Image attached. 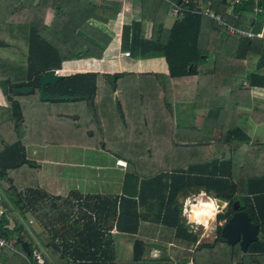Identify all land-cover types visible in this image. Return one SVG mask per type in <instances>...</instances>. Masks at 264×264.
<instances>
[{
    "label": "trees",
    "instance_id": "16d2710c",
    "mask_svg": "<svg viewBox=\"0 0 264 264\" xmlns=\"http://www.w3.org/2000/svg\"><path fill=\"white\" fill-rule=\"evenodd\" d=\"M202 1L159 0L164 11L168 2L181 10V17L160 38L168 72L152 82L161 91L160 102L144 94L150 82H141L139 86L144 90L138 92L134 83H122L124 73H114L112 85L105 74H98L112 91L130 93L123 94L131 104L129 108L137 106L140 110L130 120L118 118L112 130L98 125L99 138L92 142L91 135L85 133H73L74 141L56 140L63 134L57 122L72 119L68 116L74 114L73 110L64 106L76 102L95 112L96 120L92 99L98 88L94 81L97 74L61 76L53 86L43 88L49 97H73L41 100L44 104L62 105L55 123L42 117L41 110H47L44 104L41 108L38 103L24 101L31 94H11L10 90L31 86L32 92H37V78L45 71L58 69L61 61L98 58L99 50L77 42L73 34L79 27L84 28L88 19L112 21L119 2L100 0L93 5L90 0H0V93L7 102L6 106L0 105V181L7 184L1 193L21 220L26 222L24 215L29 213L41 229L36 235L38 242H32L24 226L17 224L8 229L4 214H0V237L11 242L12 248L0 247V254L20 264H264V146L249 143L243 152L236 149L249 139L248 127L238 117L228 128L230 108L223 103L235 100V94H244L245 90L238 86L242 77L248 87H264V72H259L264 68V46L258 38L229 33L199 14ZM146 2L139 0L141 10ZM226 7L223 0H210L208 6L234 28L251 26L253 33L260 30L264 12L254 14L251 24L248 2L233 5L229 13ZM47 8L52 10V18L44 25L42 15H35V11ZM117 81L121 82L118 87ZM189 91L215 95L211 96L218 104L209 108L203 127L201 121L193 120L185 128L188 116L182 109L174 110L173 115V108H178L172 103V93ZM150 99L153 103L147 112L141 104ZM112 105L121 112L118 104ZM251 106L264 110L262 104ZM83 117L86 115L82 114L79 122ZM46 130H51L48 137L45 134L47 142L34 137V133ZM213 130L218 133L216 138L210 135ZM32 143L75 144L112 153L125 160V180L133 181L137 191L129 194L124 190L118 198L84 197L76 202L49 195L36 187L37 165L24 158V145ZM187 189H204L228 201L227 209L216 218L211 237H199L180 217L181 206L174 197ZM234 202L258 226L255 240L243 252L236 244H226L219 235L218 222L233 212ZM45 234L48 239L42 243ZM144 238L166 247L170 258L142 259ZM21 241L28 252L21 248ZM31 245L45 249L41 263L32 259Z\"/></svg>",
    "mask_w": 264,
    "mask_h": 264
},
{
    "label": "crops",
    "instance_id": "0c3cea01",
    "mask_svg": "<svg viewBox=\"0 0 264 264\" xmlns=\"http://www.w3.org/2000/svg\"><path fill=\"white\" fill-rule=\"evenodd\" d=\"M110 1H117L120 4L119 10L112 21L101 23L94 19H88L85 21L84 28L79 27L73 34V38L77 42H83L99 50V57L63 60L60 62L59 68L54 70V74L65 76L74 73H94L97 75L124 73L125 75L132 76L156 75L154 78L166 76L168 72L163 59V48L160 38L165 35V31L170 28L172 22L175 20L168 11V8L164 11L159 0H147L143 10L140 9L139 0ZM90 2L93 5H97L100 0H90ZM35 15H42V22L44 25H47L52 18V10L49 8L42 9V12L41 10H36ZM261 30L264 33V20L262 21ZM217 36L219 37L220 34L217 33ZM125 51H128L127 56L123 55ZM259 72H264V68L259 69ZM238 86L241 90H245L244 94H235V100L231 99L232 101L228 102L227 99L223 103L230 108L227 122L228 128L234 124L235 119L238 117L243 118L244 124L248 127L247 133L249 139L245 143L239 144L238 148H236L240 152H243L249 146V143L264 146V110L260 107L254 108L251 106V103L264 105V87H248L244 77L239 79ZM211 95L215 96L214 94L193 93L192 91H189L187 94H172V103L174 106L177 105L178 108H173V115L176 114V110L180 111L182 109L183 114L188 116L187 120H189V122L186 120L185 128L191 126L193 120H196L198 123L201 121L200 127H203L204 118L208 114L209 108L212 105L218 104L214 101L215 97ZM168 96L171 99V94H168ZM156 98H153V100H156ZM97 99L98 97L94 94L92 99L94 110L106 112L105 120L109 119L107 116H109L108 113L111 108L117 111L116 106L112 107V104L119 105L118 108L121 112L115 114L125 120H130L131 116L135 115L134 111L137 113L140 110L137 106L129 108L131 104L125 101L126 97L123 94H113V98H111L112 103L109 101L96 103ZM102 100L104 99L102 98ZM122 103L125 106L124 108ZM151 103H153L152 100L150 102H143L141 105H145L148 112L152 107ZM0 105H7L2 94H0ZM70 116L74 117L75 115L71 114L68 117ZM114 120L115 118L104 128L107 130V128L111 129L114 125H117L112 123ZM213 131H211L210 135H214L216 138L218 133L216 131L213 133ZM89 135L92 136V132ZM59 149L62 151L66 150L67 153L57 157L59 154L57 150ZM40 151H47V154L39 157L37 153L39 154ZM84 151L87 150L81 146L74 148L73 145L50 143L43 145L26 144L23 148L24 158L33 161L37 165L35 173L36 187L49 195L69 198L73 202H76L84 197L118 198L124 195V190L130 192L129 194L136 193L137 187L135 189L133 181L125 180L128 175L127 165L125 163L118 164V161L125 162V160L122 158L117 159L112 153L94 147L88 149L89 157L85 159ZM200 190L198 189V192ZM195 193L192 189L181 190L174 197V202L180 204L182 201L181 196L186 194L185 197H187ZM183 207L184 204H182L180 217L184 220L188 229L193 231L191 225L186 222L185 217L182 215ZM32 218V216L27 218L26 223L29 224L28 227L27 225L24 226V230L32 242H38L36 235L41 231L35 230V228H39L36 222L35 228H33ZM8 219L7 225L9 222L10 224L12 223L11 227L15 226L12 219ZM7 225L6 227L10 229L11 227ZM148 240L144 238L142 259H164L169 257L166 247L155 245L154 241ZM126 247L128 248V244H126ZM40 251L42 258L46 256L44 248L43 250L40 249ZM13 252L19 255L16 250ZM14 259L0 254V264H20V261L16 262ZM172 264H191V262H173Z\"/></svg>",
    "mask_w": 264,
    "mask_h": 264
},
{
    "label": "rangeland",
    "instance_id": "374dc122",
    "mask_svg": "<svg viewBox=\"0 0 264 264\" xmlns=\"http://www.w3.org/2000/svg\"><path fill=\"white\" fill-rule=\"evenodd\" d=\"M7 5L8 4H6L5 6H7ZM263 35H264V33H263ZM122 80H123L122 83H124V82H132V83H134L135 84L134 85V88L138 92H141L142 90H144V89H141V86H139V84H141V81L150 82V84L147 85L146 89L143 92H144V94H151V95H153L152 96L153 98L157 97V102H160V98H158V96H160L162 94L160 93L161 91L158 89V87L156 86V84H153L152 83V82H155L156 81V78H154L152 75H148V76L147 75H140V76H138V75L137 76L126 75V76H124L122 78ZM94 81H95L96 87H98V88H96V90L94 92V94L98 97L96 103H98V102L103 103L104 101H109L110 103H112L111 102V98H113V94H128L127 96H130L129 95L130 93H128V92H122V91L120 92L118 89H117V91H112L111 88H109L108 85L105 83V81H104V79H103V77L101 75H96L94 77ZM158 81H159V79H158ZM119 83L121 84V82H119ZM119 83L117 81V87L119 86L118 85ZM134 88H133V92L135 91ZM131 94H133V93L131 92ZM102 98L104 100H102ZM24 101L27 102V103H29V101L30 102L38 103L41 108L43 107V104H44L43 101H41V100L39 101V96H38V93L36 94V91H34L33 94H31L29 97L25 98ZM150 101H151V99H150ZM80 103L81 102H76V104H72V103L70 104L69 103V104H65V106L63 104V106L65 108L66 107H70L73 110L72 113H74L75 116L78 117V118L73 122V118H75V116L74 117H71L70 116L69 118H72V119H69V121H67V122H65V120H63L61 123L60 122L59 123L57 122V124L59 125L58 127L61 129V131H62V133L64 135L63 134L58 135V137H57L56 140L64 141V139H67L69 141H74L76 139V137H75V135L73 133H85L88 136V134L90 132H92V136L93 137L92 136H89L90 137V140L92 142H96V140H98V138H99V134L96 131V127H98V125H101V126H104L106 128L109 125V123L111 122V120L113 118H115V120L112 123H116L117 122V119L119 118L115 114V113H117V111L114 108H111L110 111H109V113H108L109 116H107L109 119H106L105 120V117H106L105 114H106V112H102V111H99L98 112V111H96L98 115L96 114V120H95V112L92 113L91 110H89L88 108H86L84 105H82ZM60 106H62V105H59V104L55 105V104L45 103L44 104V107H46L47 110H45V111L44 110H41V112H44V114L42 115V117L43 118L46 117V119H49L51 121V123H55V121H57V114H56L57 111L59 109L63 108V107H60ZM111 106H113V105H111ZM122 106H123V108L125 107L123 103H122ZM96 109H98V108L96 107ZM80 114H81V116H82V114H85L86 117H83V121L81 119V121L79 122V118L81 117ZM134 114L136 115L137 113L135 112ZM87 116H89V119H87ZM97 119H101V120L99 121ZM43 121H45V120L43 119ZM64 125H66L67 128L62 129L61 127H63ZM115 127H116V129H118V126H115ZM45 129H47V128L45 127ZM112 129L113 128H111V130ZM49 131H51V130H49ZM49 131H47V130L45 132L44 131H41V133L36 132V133H34V135H35L34 137L41 139V141H46L47 142L48 139H46L45 134L48 137V133L47 132H49ZM108 134L110 135L111 132L109 131ZM84 138H86V137H84ZM90 140H89V144L91 142ZM59 144H61V143H59ZM63 145H70V146H72L71 144H63ZM73 147L74 148L75 147L78 148V146L75 145V144H73ZM88 149L85 148V150H87V151H84L85 152L84 153L85 154L84 155L85 156V159H87V157H89V155H88V153H89L88 152ZM57 153H59L57 155V157H59V156H62L63 154L65 155L67 153V151L66 150H63L62 151V150L59 149V150H57ZM46 154H47V151H40L39 154L37 153V155L39 157L45 156ZM42 159H44V158H42ZM6 186H7V184L3 180L0 181V190L1 189H5ZM1 194H0V208L2 210L0 211L1 212L0 214H2V213L4 214V212H5L4 216L7 217V218L5 217L6 221L9 220L8 218H10V219H12V221L14 222L15 225L20 224L22 227L27 225V227H28V224L29 223L24 222L23 219L21 220V218L12 210V208L10 207V204L6 201V199ZM185 196H186V194H184L183 196H181L182 197V201L180 203L181 208H182L183 201L186 198ZM29 216L31 217V215L29 213H25V215H24L25 220H27V218ZM32 223H33V228H35L34 225L36 223H35V221H34L33 218H32ZM220 223L221 222H218V224H220ZM11 224L8 222V225L7 226L11 227L12 226ZM191 228L193 229V226H191ZM23 229H25V228L23 227ZM35 230H40L41 231L40 228H35ZM195 233H197L198 236H202V237H204V236L211 237L212 236V231H205L202 227L200 228L199 231H195ZM47 239H48L47 235L44 236L42 238V243L45 242V240H47ZM31 248L34 249L33 253L35 252L36 255L42 260V257H41L42 256V253L40 251V248L34 247L32 245H31ZM8 249L12 250V248H8Z\"/></svg>",
    "mask_w": 264,
    "mask_h": 264
},
{
    "label": "water",
    "instance_id": "95a60500",
    "mask_svg": "<svg viewBox=\"0 0 264 264\" xmlns=\"http://www.w3.org/2000/svg\"><path fill=\"white\" fill-rule=\"evenodd\" d=\"M60 75L54 74V70H48L43 72L37 78V92L40 100H71L73 97L68 95H60L49 97L44 93L45 86H53L55 82L60 79ZM106 79L110 85L113 84V75L107 74ZM33 88L31 86H21L11 88V94L25 95L31 93ZM16 118L13 119V125ZM233 212L220 223L219 235L223 241L228 245L236 244L240 251H244L247 245L254 241L258 231V226L251 222L247 214L243 210L238 209L237 202H234L232 206ZM21 248L24 252H28L25 246V242H20Z\"/></svg>",
    "mask_w": 264,
    "mask_h": 264
},
{
    "label": "built area",
    "instance_id": "2783aa9c",
    "mask_svg": "<svg viewBox=\"0 0 264 264\" xmlns=\"http://www.w3.org/2000/svg\"><path fill=\"white\" fill-rule=\"evenodd\" d=\"M188 1L189 0H182V2H188ZM223 1L227 6L226 12L228 13H229L230 8L233 5L239 4L241 2H248L249 11L251 12L250 18H249L251 20V24L254 23L255 21L254 14H260L264 12V0H223ZM209 4H210V0H204L202 4L198 7V13L205 17L210 18L216 23L217 26H219L220 28L224 29L225 31L229 33L235 34L240 37H245V38H251V37L258 38L261 41V44L264 46V35L262 33L261 28L256 33H253L250 30L251 26L247 27L244 30L234 28L233 26L226 24L225 21L221 19L218 14H215L212 10H210L208 8ZM168 11L174 17L175 20L181 17V10L174 3L168 2ZM233 16L235 17L236 14H234ZM123 55L127 56L128 51L123 52ZM0 247L11 248V242L6 241L3 237H0ZM33 251L34 250L31 251V256L34 258V260L37 263H41V259L36 255L35 252L33 253Z\"/></svg>",
    "mask_w": 264,
    "mask_h": 264
},
{
    "label": "clouds",
    "instance_id": "9594fccd",
    "mask_svg": "<svg viewBox=\"0 0 264 264\" xmlns=\"http://www.w3.org/2000/svg\"><path fill=\"white\" fill-rule=\"evenodd\" d=\"M125 162L118 161V164ZM182 215L186 222L193 226V231L202 227L205 231H214L217 216L223 214L228 207V201H223L215 195H210L201 189L198 193L190 194L183 201Z\"/></svg>",
    "mask_w": 264,
    "mask_h": 264
},
{
    "label": "flooded vegetation",
    "instance_id": "af4514ba",
    "mask_svg": "<svg viewBox=\"0 0 264 264\" xmlns=\"http://www.w3.org/2000/svg\"><path fill=\"white\" fill-rule=\"evenodd\" d=\"M27 94H33V92H31V93H27ZM36 94H37V92H36ZM46 94V93H45Z\"/></svg>",
    "mask_w": 264,
    "mask_h": 264
}]
</instances>
